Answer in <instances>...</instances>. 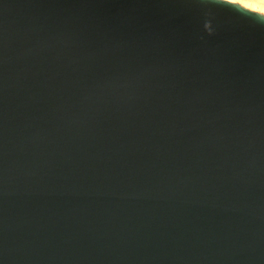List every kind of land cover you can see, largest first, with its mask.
<instances>
[{
  "label": "water",
  "instance_id": "95a60500",
  "mask_svg": "<svg viewBox=\"0 0 264 264\" xmlns=\"http://www.w3.org/2000/svg\"><path fill=\"white\" fill-rule=\"evenodd\" d=\"M0 264H264V14L0 0Z\"/></svg>",
  "mask_w": 264,
  "mask_h": 264
},
{
  "label": "rangeland",
  "instance_id": "374dc122",
  "mask_svg": "<svg viewBox=\"0 0 264 264\" xmlns=\"http://www.w3.org/2000/svg\"><path fill=\"white\" fill-rule=\"evenodd\" d=\"M233 2H237L250 10L264 14V0H233Z\"/></svg>",
  "mask_w": 264,
  "mask_h": 264
},
{
  "label": "bare ground",
  "instance_id": "6f19581e",
  "mask_svg": "<svg viewBox=\"0 0 264 264\" xmlns=\"http://www.w3.org/2000/svg\"><path fill=\"white\" fill-rule=\"evenodd\" d=\"M231 1H233V0H231Z\"/></svg>",
  "mask_w": 264,
  "mask_h": 264
}]
</instances>
